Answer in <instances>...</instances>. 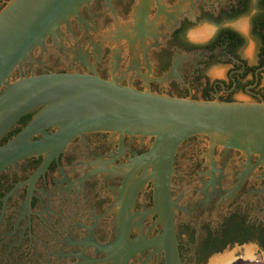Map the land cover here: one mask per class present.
Masks as SVG:
<instances>
[{
  "label": "flooded vegetation",
  "instance_id": "flooded-vegetation-1",
  "mask_svg": "<svg viewBox=\"0 0 264 264\" xmlns=\"http://www.w3.org/2000/svg\"><path fill=\"white\" fill-rule=\"evenodd\" d=\"M10 0H0V11ZM97 73L173 97L264 102V0H93L46 39L12 80ZM4 90V89H3ZM2 90V91H3ZM44 113L22 116L8 144ZM37 130L32 142L62 131ZM13 163L0 174V264H122L116 248L162 231L152 167L134 163L154 138L90 131ZM196 135L175 157L172 197L182 264L264 258V164ZM47 164L46 167L44 165ZM247 249L250 250L248 255ZM119 255V256H118ZM128 264H165L146 248Z\"/></svg>",
  "mask_w": 264,
  "mask_h": 264
},
{
  "label": "water",
  "instance_id": "water-1",
  "mask_svg": "<svg viewBox=\"0 0 264 264\" xmlns=\"http://www.w3.org/2000/svg\"><path fill=\"white\" fill-rule=\"evenodd\" d=\"M92 1L10 0L0 11V141L22 116L44 106L40 117L0 146V174L60 138L61 145L90 131L154 138L149 152L134 165L152 167L149 178L154 180L155 204L148 214L158 213L162 231L136 242L130 241L127 231L111 248H116L122 264L146 248L162 250L165 264H182L178 206L172 197L178 149L192 136H207L211 152L217 146L237 149L249 158L259 156L257 165L264 164V102L173 97L104 79L96 72L33 74L13 81V73L33 51ZM50 125H61L62 131L31 141L37 130Z\"/></svg>",
  "mask_w": 264,
  "mask_h": 264
},
{
  "label": "bare ground",
  "instance_id": "bare-ground-1",
  "mask_svg": "<svg viewBox=\"0 0 264 264\" xmlns=\"http://www.w3.org/2000/svg\"><path fill=\"white\" fill-rule=\"evenodd\" d=\"M248 251L250 252V250L247 249V252ZM249 252L248 255H250ZM232 256H233L232 253H226L220 256H216L210 261L209 264H232L233 263Z\"/></svg>",
  "mask_w": 264,
  "mask_h": 264
},
{
  "label": "rangeland",
  "instance_id": "rangeland-1",
  "mask_svg": "<svg viewBox=\"0 0 264 264\" xmlns=\"http://www.w3.org/2000/svg\"><path fill=\"white\" fill-rule=\"evenodd\" d=\"M245 250L244 252H242L241 258L237 259L235 262H233L232 264H264V258H256L255 259H251V258H246L244 256Z\"/></svg>",
  "mask_w": 264,
  "mask_h": 264
}]
</instances>
